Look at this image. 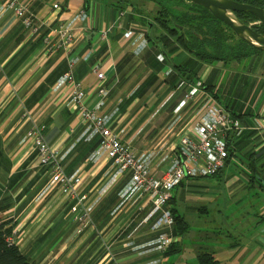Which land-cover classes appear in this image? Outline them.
<instances>
[{
    "label": "crops",
    "instance_id": "obj_1",
    "mask_svg": "<svg viewBox=\"0 0 264 264\" xmlns=\"http://www.w3.org/2000/svg\"><path fill=\"white\" fill-rule=\"evenodd\" d=\"M19 1L28 4L40 24L32 35L11 10L0 17V221L12 220L19 250L33 264H159L162 260V254L149 246L158 235L152 225L159 213L144 197L114 213L129 174L109 182L108 159L94 155L99 136H89L78 120L68 102V87L56 88L69 59L75 58L72 73L87 94L86 104L93 106L98 100L97 68L105 75L101 85L108 89L101 112L110 116L111 128L122 142L138 154L150 155L155 176L167 167L176 139L164 137L163 127L172 118L188 120L207 97H213L206 86H216L213 98L246 129L233 139L234 155L212 176L225 180L222 189H216L218 215L201 220L195 237L189 236L186 215L209 212L205 202L210 200L200 196L208 187L196 182L203 178L199 177L172 190L174 202L167 208L174 207L188 224L178 238L172 226L173 241L194 240L191 256H178L172 262L198 264L196 256L205 251L219 264H264V52L242 62L204 65L198 79H189L185 71L182 75L163 62L151 42L139 39L147 27L142 23L144 13L129 5L132 0ZM80 10L87 18L70 49L47 51L43 37L54 36ZM109 28L101 37L100 32ZM167 51L174 64L187 68L192 63L181 49ZM27 115L45 125L46 142L64 174L80 178L77 193L86 197L91 210V225L82 230L70 212L74 201L50 182L49 167L35 161L31 142L25 139L31 125ZM254 120L261 125L258 130L250 128ZM232 158L241 167L238 172L226 170ZM199 201L204 204L191 206ZM229 206L232 211L223 213Z\"/></svg>",
    "mask_w": 264,
    "mask_h": 264
},
{
    "label": "built area",
    "instance_id": "obj_2",
    "mask_svg": "<svg viewBox=\"0 0 264 264\" xmlns=\"http://www.w3.org/2000/svg\"><path fill=\"white\" fill-rule=\"evenodd\" d=\"M57 4L53 5L56 9ZM11 10L22 25L34 35L38 32L40 24L30 13L28 4L19 0H3L0 2V17ZM120 16L124 12H120ZM87 18L84 10L76 12L68 21L62 23L54 36L46 35L43 43L47 51L63 49L68 51L77 37V33L84 29L83 21ZM120 27V26H118ZM109 29L102 30L100 36L105 38ZM132 30L126 35H131ZM139 39L144 41L145 33L140 32ZM161 59H163L162 55ZM76 59L68 61V69L59 77L56 88L67 86L69 100L75 107L78 120L85 125V130L92 136H99V143L95 157L104 155L109 163L112 173L109 182L116 177L129 174L121 200L115 210L126 202H135L146 198L153 212L159 215L152 225L158 232L157 237L149 244L150 250L163 253L173 242L171 228L174 224L170 210L167 208L172 190L182 181L190 178L212 177L216 175L231 156V144L234 138L239 137L246 129L241 122L234 118L223 106L219 105L213 97H207L203 104L196 109L188 120L173 118L164 130V137L175 136V142L169 161L160 176H155L149 154H138L121 141L118 134L111 128V118L101 112L105 104L108 89L101 84L105 79L103 72L95 68L96 79L99 85L96 89L98 100L93 106L85 102L86 92L74 78L72 67ZM31 125L25 134V139L31 142L32 151L38 166L49 167L50 182L57 184L62 194L74 201L70 207L73 220L80 224L79 230L91 225L90 207L86 204V197L77 193L80 178L67 176L60 165L59 158L51 149L45 139V125L31 120ZM261 127L257 120L252 122L250 128ZM233 153V152H232ZM9 242H13L10 238ZM155 264L157 262H154Z\"/></svg>",
    "mask_w": 264,
    "mask_h": 264
},
{
    "label": "trees",
    "instance_id": "obj_3",
    "mask_svg": "<svg viewBox=\"0 0 264 264\" xmlns=\"http://www.w3.org/2000/svg\"><path fill=\"white\" fill-rule=\"evenodd\" d=\"M143 1H151L157 7L155 12L144 14L145 18L142 23L147 27L146 40L151 42L153 47L158 48L160 53L161 50L165 52L166 56H162L163 62L168 63L172 70L180 71L182 75H185L183 74L185 71L189 79H198L204 65L214 67L217 64L227 65L233 61L242 62L253 54L264 52L237 38L228 26L216 19L207 9L189 0ZM233 1L264 10V0ZM176 4L181 8L177 9L174 6ZM129 5L135 10H140L135 4ZM234 15L241 22L251 24L255 32L264 34V24L259 23L253 15L244 12H235ZM177 49L187 52L192 57V63L186 66L188 69L184 65H177L170 61L167 50ZM215 88V85L206 86V90L212 93L213 97L216 96ZM232 155L234 153L231 151ZM173 202L171 195L168 203ZM169 210L174 220L173 235L177 238L182 237L188 230V224L174 207ZM13 226L11 219L0 221V264H33L16 246L13 239ZM9 238L13 242H9ZM179 252H181V246L175 239L162 253V260L159 264H173L172 259L170 263L164 260ZM196 259L198 264H219L212 253L205 251L199 252Z\"/></svg>",
    "mask_w": 264,
    "mask_h": 264
},
{
    "label": "rangeland",
    "instance_id": "obj_4",
    "mask_svg": "<svg viewBox=\"0 0 264 264\" xmlns=\"http://www.w3.org/2000/svg\"><path fill=\"white\" fill-rule=\"evenodd\" d=\"M155 1L163 2V0H155ZM132 2H134V4L140 10H142V12H144V14L150 13V12H155V10L157 9V7L151 1L149 2V1H143V0H132ZM185 4H188V3L185 2ZM174 6H176L177 9L181 8V7L178 6V4H176ZM170 121L167 122L166 124L168 125V123H170ZM167 125L163 127L164 130L167 127ZM237 164H239V163L236 161V159L232 158V163L229 165V167L226 170H233L234 172H238V170H241V167L239 165H237ZM224 181L225 180H223V179H217L215 177H203V178L197 179L196 182L200 183L201 185L202 184L206 185L208 187L207 191L200 192V196L202 197V199H209L210 200V202H205L207 204V208H208L209 212L207 214H205V213H202V212H199V211H195L193 213H188L186 215V220L189 222L190 227H191L190 228V233H189L190 237H195V235L200 232V227L202 225L201 220H205L208 217H215V216L218 215L217 207H216V197H219V196H218V192H216V189H218V190L222 189V186L224 185ZM220 201H221V199L217 201L218 204H219ZM126 203H128V202H126ZM126 203H124L123 205H125ZM201 204H204V203L203 202L201 203L199 201V202H197L195 204H191V206H196L197 207V206H200ZM230 205H232V202H230ZM120 207H118L116 209V211ZM123 207H125V206H123ZM219 209H220V207L218 208V210ZM232 209H233V207L229 206L227 209L225 208L223 210V213L228 214V213H230V211H232ZM114 216H116V214ZM190 237H184V238L180 239V244L182 246V251L179 254L168 256L164 260V262L170 263L171 259L177 258L178 256H181V257L186 258V259L189 256H191L192 244L194 243V240L190 239Z\"/></svg>",
    "mask_w": 264,
    "mask_h": 264
},
{
    "label": "water",
    "instance_id": "obj_5",
    "mask_svg": "<svg viewBox=\"0 0 264 264\" xmlns=\"http://www.w3.org/2000/svg\"><path fill=\"white\" fill-rule=\"evenodd\" d=\"M191 3L207 9L216 19L228 26L233 34L247 44L264 51V34L255 32L251 24H245L237 19L235 12L253 15L259 23L264 24V10L249 4L233 0H189ZM163 56L165 52L161 50ZM169 62V60H168Z\"/></svg>",
    "mask_w": 264,
    "mask_h": 264
}]
</instances>
